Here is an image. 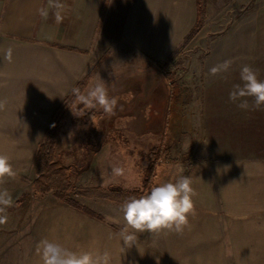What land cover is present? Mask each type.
Wrapping results in <instances>:
<instances>
[{
  "label": "rangeland",
  "instance_id": "1",
  "mask_svg": "<svg viewBox=\"0 0 264 264\" xmlns=\"http://www.w3.org/2000/svg\"><path fill=\"white\" fill-rule=\"evenodd\" d=\"M104 55L107 58L109 52ZM124 57L120 52L116 64L108 62L100 79L110 96L120 98L115 114L108 117L99 108L84 110L75 100L58 132L57 156L76 165L71 178L77 187L142 188L150 151L160 145L162 157L145 194L159 183L191 176L226 145L233 155L264 157V106L257 109L248 98L249 108L241 109L239 101L229 99L233 86L242 83L244 65L264 80V0H221L209 5L168 64ZM224 61H231L230 68L212 75L210 69ZM84 78L82 92L93 72ZM2 81L0 72V152L11 157L17 176L0 185L13 198L8 220L0 225V264H25L28 250H37L42 239L70 250H108L114 264L112 250L123 246L118 233L124 223L119 212L124 201L74 194L92 215L60 201L53 190L35 195L36 155L54 112L43 109L45 96L5 93L10 89ZM100 81L93 80L90 86ZM147 86L155 94L142 93ZM129 93L131 99H125ZM226 123L236 125L230 127L236 132L244 125L245 139L228 143L217 138L213 131L226 129ZM113 167H123L124 175L113 176ZM137 235L138 248H126L127 258L131 250H151L155 264H162L167 255L170 264L177 263L179 254L188 259L183 264H198L196 256L204 258L202 264H221L216 258L210 262V250H179V240L166 239L163 232Z\"/></svg>",
  "mask_w": 264,
  "mask_h": 264
},
{
  "label": "crops",
  "instance_id": "2",
  "mask_svg": "<svg viewBox=\"0 0 264 264\" xmlns=\"http://www.w3.org/2000/svg\"><path fill=\"white\" fill-rule=\"evenodd\" d=\"M61 2L64 19L57 24L53 10L46 20L38 14L47 0H0V72L3 87L10 89L5 93L45 96L43 109L51 114L90 72L91 83L100 81L108 62L116 64L120 52L131 62L138 56L166 61L207 7L221 0ZM134 71L137 75L138 65ZM142 91L155 94L149 86ZM234 126L226 123V129L213 134L227 142L244 140V125L239 132L230 128ZM217 153L190 176L196 214L188 217L181 234L165 231L164 237L179 240V250H210V262L216 258L221 264H264V157L233 155L228 145ZM112 251L114 264H155L151 250H131L130 258L128 250ZM27 254L25 264H41L37 250ZM179 256L173 264L187 263V257ZM195 259L202 264L204 258ZM170 262L163 256L162 264Z\"/></svg>",
  "mask_w": 264,
  "mask_h": 264
},
{
  "label": "clouds",
  "instance_id": "3",
  "mask_svg": "<svg viewBox=\"0 0 264 264\" xmlns=\"http://www.w3.org/2000/svg\"><path fill=\"white\" fill-rule=\"evenodd\" d=\"M65 5L61 0H47V6L38 9V14L45 20L53 10L55 23H62V12ZM7 57L11 58V49ZM231 66V61H224L210 69L212 75L222 71L226 72ZM241 84H235L229 93V99L241 109L249 108L248 98H252L255 108L264 106V80L258 78L257 70L249 65H244L240 70ZM72 95L84 110L99 108L105 115L111 117L120 98L109 95L106 83L101 80L95 86L81 91L79 87L72 89ZM129 93L125 99H131ZM86 114V112H85ZM227 170V166H225ZM111 173L115 177L123 176V167H113ZM17 176L11 157L0 152V185L8 179ZM190 176H180L175 181L159 183L153 186L149 193L139 197L130 196L119 207L122 213L123 226L118 236L123 252L133 245L137 247L139 237L137 233L159 234L161 232H175L181 234L188 225V217L196 214L193 197L196 195L192 187ZM13 205V198L9 191L0 189V225L8 220L7 210ZM138 248V247H137ZM41 264H112V256L108 251H73L57 242L42 239L37 245Z\"/></svg>",
  "mask_w": 264,
  "mask_h": 264
},
{
  "label": "trees",
  "instance_id": "4",
  "mask_svg": "<svg viewBox=\"0 0 264 264\" xmlns=\"http://www.w3.org/2000/svg\"><path fill=\"white\" fill-rule=\"evenodd\" d=\"M174 52L164 64H168L174 59ZM85 86V78L76 84V87L82 89ZM75 102L72 91L63 99L61 104L56 108L52 115V120L45 133L44 140L37 151L34 170L35 178L32 182V188L35 195L44 194L49 190H53L54 195L62 202L73 207L81 209L89 214L94 212L80 203L75 197L76 195H100L110 200L124 201L130 196L139 197L152 186L159 161L162 157L163 145L153 147L150 151L149 164L145 169L142 188L124 190L118 187L109 186L96 188H79L72 181V175L76 171V165L65 164L57 156L56 138L61 128V124L66 114Z\"/></svg>",
  "mask_w": 264,
  "mask_h": 264
}]
</instances>
